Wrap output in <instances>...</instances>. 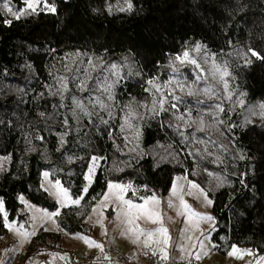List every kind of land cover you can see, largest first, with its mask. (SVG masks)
Returning <instances> with one entry per match:
<instances>
[{
  "label": "trees",
  "instance_id": "1",
  "mask_svg": "<svg viewBox=\"0 0 264 264\" xmlns=\"http://www.w3.org/2000/svg\"><path fill=\"white\" fill-rule=\"evenodd\" d=\"M49 2L55 4V14L40 12L16 20L0 11V156L7 158L0 170V201L8 221L24 228L29 222L21 213V197L40 209L57 211V203L41 187L43 171L72 198H84L79 205L61 208L54 217L56 228L40 227L7 264L60 251L64 235L88 234L86 220L109 182L131 183L144 195L164 196L179 175L198 184L213 201L211 243L221 257L229 256L232 245L252 250L256 258L264 256V59L249 52L264 57V0H132L131 11H119L126 8L124 0ZM11 6L25 8L23 0H12ZM205 50L217 64L227 65L228 91L209 79L216 95L188 96L175 81L195 90L194 68L175 57L188 51L210 70L211 60L203 64ZM100 58L104 69L118 65L117 75L90 70L93 79L102 71L109 82L118 80L112 89V114L88 106L93 114L84 115L68 99L89 95L76 87L74 74L83 78L89 59L99 64ZM60 77L68 81L63 100L54 94ZM149 79L161 84L172 80L169 88L183 102L171 108L175 101L165 90L167 111L151 112L153 95L145 91ZM129 104L135 112L132 128L125 125L124 105ZM92 156L101 159L84 193ZM4 213L0 244L8 236ZM111 259L98 260L116 262Z\"/></svg>",
  "mask_w": 264,
  "mask_h": 264
},
{
  "label": "snow or ice",
  "instance_id": "2",
  "mask_svg": "<svg viewBox=\"0 0 264 264\" xmlns=\"http://www.w3.org/2000/svg\"><path fill=\"white\" fill-rule=\"evenodd\" d=\"M26 7L23 10L16 9L14 10L11 6L12 0H0V11L6 10L7 14H10L14 19L19 20L21 17L25 15H39L40 12H48L55 14L57 11V8L55 4L50 3L49 0H23ZM124 3L126 4L125 7H121L119 11H131L133 8L132 0H124ZM109 11H111V8H109ZM5 23L11 25L12 20H6ZM195 51L199 53L201 51V45L197 44L195 47ZM249 52L253 57H256L257 59H264V57L260 56L259 53L256 51L249 49ZM79 55V54H77ZM246 55V54H245ZM101 63L96 64L91 59L88 61L89 68L83 69L84 76L83 78H80L78 74H74V80L76 87L81 92H88L89 95L83 99L76 97L75 95H72L68 97L72 105H74V109H78L80 113L84 115L91 116L93 113L88 111V106H91L93 110L96 108H99L102 111H107L109 116L112 114V108H113V102L115 101V97L113 94V87L114 84L118 82L113 81L109 82V78L107 76L103 75V72H100V75L98 78L93 79L90 76V70L96 71L97 69L102 70H109L112 71L113 75H117L115 70L118 68V65L113 63L108 66V69H104V64L102 61V58H100ZM176 61H179L181 64H191L194 68V75H195V81L193 83L196 84L195 90L189 85L186 87V84L181 82V80H176V87H178L181 91L186 92V95L188 96H198V95H205L208 97H212L216 95L214 90L208 86V80H218V82H221L223 84V89L225 92L228 91V83L225 79L226 77L230 76V72L228 70V67L226 64L220 65L217 64L215 61L214 56H210L207 51L205 50V59L203 60V64H208V61L211 60V68L210 70H206L201 62H199L197 59L191 58L188 51L183 52L182 56L177 55L175 57ZM247 63H251L252 61L246 60ZM170 67H173V71L178 73V70L173 66L169 65ZM81 70L77 69L76 72L79 73ZM92 80L93 86L89 87V80ZM204 83V87H200V83ZM173 83L172 80H169L167 83L161 84L158 83L154 79H149L147 81V84L149 85L148 88L145 89V91L150 92L153 95L152 99V106L149 109L154 114H159V112L167 111L165 108V103L168 100V96L172 98L174 103L171 104V108L176 109L177 103H182L183 101L176 97L173 92L174 90L169 88V85ZM58 88L57 93L59 94L61 99L63 100L64 93L67 92L68 89V81L65 77H60L58 81ZM165 90H168V96H165L164 92ZM99 92L100 95H96V93ZM159 94V97L157 98L156 94ZM227 98H230V94ZM85 100H87V104H85ZM240 104L243 105V100H240ZM64 105H61L63 107ZM140 107L148 108L147 104H140ZM219 112H224L225 109L223 107H220L219 105H216ZM124 108L128 109V111L125 113V125L128 128H132V124L130 123L131 119L135 115L134 110H132L131 105H124ZM43 115V113H41ZM73 115H76V111H73ZM260 115L261 118L264 119V105H260ZM178 119L183 120L184 117L180 116L177 117ZM103 120V117H101ZM107 123V121H104ZM222 122V121H221ZM246 123L250 122L248 120L245 121ZM201 125L203 124V120L200 121ZM65 124H67V120H65ZM121 130H124V126H122ZM61 143H63V137H61ZM241 159L244 157L241 156ZM101 159L100 157L92 156L90 163L88 165L87 173L84 177L86 181H88L89 185L92 182L93 175L95 173L96 168L98 167V161ZM45 178L48 177V172L44 173ZM180 179V178H178ZM186 179V177L184 178ZM189 189L188 194L194 195L193 189L196 190L197 193H199V196L197 198L202 197L206 205L210 206L212 205L213 201L209 199L207 192L202 189L198 184L188 181ZM52 187L55 189L54 195L57 198V203L63 208L68 207L69 204L72 205H79L80 201L84 198L83 196H80L77 199H73L72 196L69 193V190L65 187H63L59 181H56L55 184L52 185ZM108 192L104 195L103 199L99 201L98 207L104 208L108 206V203H115L117 208V219L123 218L121 220V223L125 226L124 231L121 233L122 235H126L133 244L135 245H142L144 249H148L151 252V255L158 256L159 260L161 261H167L169 259V252L168 247L170 246L171 242V236L169 235V231L166 227H164L163 224V214L160 210V199L156 196L155 193H153L150 196L142 197L143 200L142 204L134 203L132 199H125L126 194L131 191L133 195L137 191H139V188H134L131 183L128 184H120V183H113L109 182L107 185ZM147 190V189H145ZM84 193L88 192V187L83 188L82 190ZM183 191L184 189L182 187H178L177 185H173L171 190V196L175 197L179 200V210L177 212L178 215H184L186 216L188 226L196 231H199V223L201 221H212L213 217L211 215H204L199 212H196L192 209V207L184 200L183 197ZM23 200V198H21ZM168 207L172 208L174 207V204L172 200L170 199L168 202ZM94 213L96 212V208H93L92 210ZM0 213H4V204L2 201H0ZM60 211H54V212H43L42 218L46 220H51V222L56 225V220L53 219V217L59 216ZM100 216H103V212H100ZM145 221L150 222L154 225H159V227L149 230L141 227L140 223L138 221ZM4 226L8 228L9 230L13 229V224H10L8 222L7 214L4 213ZM98 223H101L102 221H98ZM22 227V226H21ZM58 230L63 231L62 228H59V225H57ZM45 231H48V229H45ZM184 231H187L185 229ZM25 239L29 235H35V233H20ZM67 234V233H66ZM201 236H204L203 232H200ZM76 238L83 240L85 244H87L89 247H96L100 249L101 252H103V245L97 243L94 240L89 239L86 236L83 235H77ZM195 239V243H192ZM207 239V237H205ZM186 240L189 242L192 249H196L197 247L201 250V252L205 251V246L203 240H200L199 237H193L192 235H188L186 237ZM179 250L181 253H187V256H181V259H196L199 260L201 258V252H196L195 254L193 251H190L187 244H181L179 246ZM147 254V253H146ZM205 254H207L205 252ZM229 256H232L236 259H243L245 255H250L255 257L256 253H254L250 249L241 250L236 245L231 246V250L228 253ZM60 259L67 260V255L60 256ZM105 259H110L109 257L105 256ZM264 262V256H260L258 259L254 261V264H262ZM249 264H253V262H249Z\"/></svg>",
  "mask_w": 264,
  "mask_h": 264
},
{
  "label": "rangeland",
  "instance_id": "3",
  "mask_svg": "<svg viewBox=\"0 0 264 264\" xmlns=\"http://www.w3.org/2000/svg\"><path fill=\"white\" fill-rule=\"evenodd\" d=\"M6 160L7 158L0 156V170ZM45 172L48 171H43L41 173V187L49 195V197L57 203V198L54 195L55 189L52 187V185L56 182H53L50 179L49 172L48 177L45 178ZM184 178L185 177L181 175L174 177L170 190L164 196L156 195L161 201L159 207L163 214L164 227L168 229L169 235L171 236L170 246L168 247L169 259L166 262L159 260L158 256L151 255V252L148 249H144L142 245L138 246L133 244L126 235L121 234L124 231L125 226L121 223V220L123 219L122 217L117 219L118 206L115 203L109 202L107 207H98L99 201H101L104 195L108 192L107 189L105 194L94 206V208H96V212L94 213L92 211L88 216L86 223L89 227V232L88 234L83 235L99 244H102L103 252L94 246L89 247L83 242V240L76 238L77 235H64L60 243V251L56 253H44L25 261L17 258L13 264H62V262H66L67 264H108L107 262L100 263V260L98 259L105 260V256L112 258L115 254H119L121 256V260L119 262H111L110 264H145L147 262V255L154 258V261H150V264H249V262H253L254 264V261L258 259L256 257L250 255H245L243 259H236L232 256L221 257L214 250L213 244L211 243V235L214 226L213 220L201 221L199 223V231H196L188 226V218L186 216L177 214L179 210V200L171 196V190L174 184L184 189L182 193L184 200L194 211L212 216L211 205H206L202 197L197 198L199 193H197L195 189L192 190L194 195L188 194L189 180ZM90 185L88 181L85 180V187H89ZM147 196L150 195H144L139 191L133 195V193L129 191L126 194L125 199H132L134 203L142 204L143 200L141 198ZM170 199L174 204V207L172 208H169L167 203ZM21 201L23 203L21 213L25 215L29 225L27 228H24L22 224L18 226L15 222L8 221L10 224H13L14 227L12 230L7 228L8 236L4 239L3 243L0 244V264H7L9 256L23 252L30 238L33 236L29 235L27 239H25L20 233H36L40 227L48 229V231L56 228L51 220L42 218V214L46 210L34 206L24 198ZM57 205L58 210L60 211L62 207L58 203ZM69 206L76 205L69 204ZM101 211L103 212L102 217L100 216ZM108 212L111 213L108 214ZM98 221H102L103 226H101V223H98ZM138 223H140L141 227L149 230L159 227V225H154L150 222L142 220L138 221ZM185 229H187V231H184ZM200 232H203L204 236H201ZM188 235L199 237L200 240H203L205 251L201 252L198 247L196 249H192L189 242L186 240ZM205 237H207V239H205ZM195 242L196 241L194 239L192 243ZM182 243L187 244L189 250L193 251L194 254L196 252H201V258L199 260H189L187 258L182 260L181 256H187L186 252L181 253L179 250V246ZM111 249L114 253L108 252ZM205 252L207 254H205ZM64 255H67V260L60 259V256ZM262 264H264V262H262Z\"/></svg>",
  "mask_w": 264,
  "mask_h": 264
},
{
  "label": "built area",
  "instance_id": "4",
  "mask_svg": "<svg viewBox=\"0 0 264 264\" xmlns=\"http://www.w3.org/2000/svg\"><path fill=\"white\" fill-rule=\"evenodd\" d=\"M111 260L119 262L121 260V256L119 254H116V255H114L112 257ZM146 260H147V262L145 264H150V261H154V258L152 256L147 255L146 256ZM62 264H67V263L66 262H62ZM196 264H198V263H196Z\"/></svg>",
  "mask_w": 264,
  "mask_h": 264
}]
</instances>
